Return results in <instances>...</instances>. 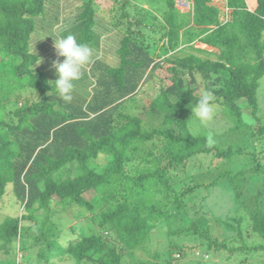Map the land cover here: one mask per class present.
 <instances>
[{
	"label": "trees",
	"instance_id": "obj_1",
	"mask_svg": "<svg viewBox=\"0 0 264 264\" xmlns=\"http://www.w3.org/2000/svg\"><path fill=\"white\" fill-rule=\"evenodd\" d=\"M120 1L112 0L111 20L101 16L91 0L75 15L78 42L92 50L102 45L118 62L95 60L91 70L99 65L103 86L99 99L89 101L88 90L96 91L99 83L94 86L83 72L75 87H85L66 103L52 91L51 81L57 77L54 69H47L57 57H43L30 49L36 18L41 22L44 13L49 16L47 2L0 0V198L7 195L22 207L20 216L0 224V242L7 253L0 264H20L19 255L27 260L36 256L39 264H51L55 258L75 264H218L208 261L209 255L220 257V264H264V200L258 198L262 190L255 197L260 214L248 219L257 242L244 238V216L233 218L237 225L224 223L240 239L225 235L220 240L191 206L203 185L195 178L189 183L182 178L192 158L216 149L218 157L240 159L234 169L241 166L237 172L219 173L208 187L219 183L240 189L260 176L264 180L262 156L258 150L251 154L253 147L264 146V117L257 116V92L264 77V0H256L254 10L247 0H226L231 13L223 18L215 0H193L187 14L178 10L176 0L163 4L157 0V23L149 28L164 32L166 54L183 44L198 43L218 52L201 49L207 56L187 53L167 58L172 84L143 104L147 122L121 107L141 91L160 62L147 50L146 41L137 39L148 36L141 27L146 14L133 18L127 9L129 0ZM105 41L113 42L109 50ZM201 75L204 89L214 93L216 106L232 123L229 130L246 137L251 151L210 145L211 126L188 130L191 108L202 92ZM21 89L35 98H24L18 107ZM243 102L252 108L257 129L245 121ZM9 105L15 109H7ZM147 145L160 147L143 150ZM100 156L105 163L98 162ZM72 163L77 167L71 176L67 166ZM90 192L94 195L88 199L85 195ZM56 204L61 207L55 208ZM73 207L89 213L88 229L65 243L63 229L52 216ZM75 229L70 227L73 234ZM156 230L167 239L160 250L152 248Z\"/></svg>",
	"mask_w": 264,
	"mask_h": 264
},
{
	"label": "rangeland",
	"instance_id": "obj_2",
	"mask_svg": "<svg viewBox=\"0 0 264 264\" xmlns=\"http://www.w3.org/2000/svg\"><path fill=\"white\" fill-rule=\"evenodd\" d=\"M90 1V0H45L47 2V15L42 16V21L37 20L38 23L36 26V30L34 34L32 35L31 39V51L37 53L38 55H41L43 57L47 56V54H51L52 57L56 56V50L54 47V40L53 35L55 34L57 38L60 36H66L67 34L71 33L76 36L79 34V30L76 24V17L75 15L78 14V12L81 9V6L83 3ZM93 1V4L95 5V8L97 12L106 18H109V20L112 19V11L110 10L112 6H114V3L112 0H91ZM121 0L120 2H122ZM155 1V2H154ZM129 0L128 5L129 12H131V17H135L137 14L138 16L141 15V13L146 14V20L142 23L143 28H145V31L148 33V36L146 38H143L142 36L138 35L137 39L139 40H145L148 47L147 50H149L150 54L155 57L156 61L160 62V66L158 69L155 70L153 73V77H149L148 80L145 82V84L142 86L141 91L131 100H129L126 104H124L121 107L122 111L131 113L133 115H140L142 118L148 121V112H145L142 110V106L147 105L152 101V99L156 96L158 91L161 87H168L172 84L171 80V71L169 68L171 67L170 62L166 61L167 58H175L183 56L187 53H196L199 55L207 56L205 53L200 52L199 50L205 49L210 52H218L216 49L212 50L209 49L201 44H193L190 46L189 44H183L178 49L173 50L169 55L166 54L165 47H166V39L162 38L163 31L162 29H157V33L154 32V30L150 29L149 27H154L155 22L157 23V19H155L157 13L155 12L156 6L159 1L157 0ZM225 2V0H223ZM256 2V0H255ZM254 0H248L249 8L255 9ZM165 3V0H162V4ZM177 8L180 10L182 14H187L192 8L194 1L193 0H176ZM216 6H223L225 3H222V0H215L213 2ZM118 5V4H117ZM159 17V15H158ZM225 20V19H224ZM41 24V27L39 28V25ZM148 25V27H146ZM44 30L46 32L44 33ZM114 35V31L111 33ZM110 34V35H111ZM47 36V37H45ZM161 39H158V38ZM56 38V39H57ZM48 42H47V41ZM106 45L105 48L109 50L110 45L113 43L112 41H105ZM49 45H51L50 50L45 52L44 50L49 49ZM101 45V44H100ZM163 45V46H162ZM114 44V48H115ZM96 50V51H94ZM94 50H92V53L94 56L92 57L91 62L89 65L85 66V70L83 72L87 73V78L92 79L94 86H96L97 82L99 83V88L97 87L96 91L93 88H90L88 90V99L89 101L95 97L94 100L99 99L100 93L99 90L103 89V86L101 85V72L99 65L93 67V64H95V60H98L100 63H110L116 64L118 62V59L114 57V55L111 52H107L103 49V46L101 47H95ZM50 55V56H51ZM169 55V56H168ZM50 57V58H52ZM49 58V56H48ZM215 59V56L211 57ZM1 59V57H0ZM63 58H60L62 61ZM42 68H45V65L42 63L40 64ZM47 69L52 70V67H48ZM46 69V70H47ZM49 72V71H48ZM147 76V75H146ZM81 78H84L82 75ZM203 81V77L198 76V88L199 90H204V86L206 81ZM209 82V80H208ZM84 88L85 86L79 85L78 87L74 88L73 93L78 95V92L81 93V88ZM105 87H109L108 84H105ZM199 91V92H201ZM198 92V93H199ZM21 98L18 103V107L21 105V103L24 102V98L31 97L32 99L35 98L32 96L28 90L21 89L20 90ZM112 98H114V92L111 95ZM93 100V101H94ZM257 101L259 105V111L257 116L258 117H264V77L260 81V88L257 92ZM24 104V103H23ZM23 106V105H22ZM7 109H15L13 105H9ZM243 109L245 112V117L248 118L251 122L250 126H254L255 129L258 127V121L257 118L252 115V108L248 105H246L243 102ZM191 118V117H190ZM187 119V128L189 131L193 132V128H196L200 125L198 121L194 119ZM211 126V129L208 130V136L210 145L217 146L219 150H226L228 145H234L233 148L243 147L247 151H251L249 147V141L246 137L241 138L239 136H234L232 132L229 130L230 127H232V123L223 116L222 108L220 106H217L216 115L212 121L208 123L206 127ZM203 127V126H200ZM210 128V127H209ZM249 130V128H248ZM246 128H243L242 131H248ZM236 135V134H235ZM256 146V144H255ZM160 145L151 146L149 147L144 146L142 148L143 150L149 151L153 149L154 151L158 150ZM257 150L259 151L258 154L262 156V159L264 161V155L262 154L264 150V146L260 145L259 147H253V150L251 151L252 155H257ZM217 150L214 149L209 154H200L196 155L194 158H192L188 162L187 166V173L182 176L183 180L186 183H189L191 178H195L200 184L203 185L201 189L196 194L195 199L193 200V206L195 210L198 212V218L199 220L207 225L210 226L213 230L214 236L217 238H220V240H223L224 236H233L236 238V240L240 239L238 236L237 231L228 230L224 228V223L231 222L234 225H237L236 222H234L235 217L244 216L243 222L241 224L243 229V235L244 238L249 241H255L257 242V237H253L252 231H251V221L248 219H252L253 215H258L260 212H258L255 209V197L257 195V190L261 191L262 193L258 196L259 199L264 200V180H261L262 176H260L259 179H255L252 181V183H249L245 185L243 188L237 187L232 189H227L225 187H220L219 183L215 187H208V184L212 183L213 181L217 179V175L221 172H225L230 170L231 172H237L239 167L237 169H234L237 164L240 162V159H223L221 157H218ZM233 158H240L239 156L233 157ZM226 160V161H225ZM239 161V162H238ZM98 162L105 163V160L103 156H100L98 159ZM245 166L248 165V162L244 164ZM77 167L75 163H72L71 165L67 166V171H71V176L74 175V168ZM264 169V166H263ZM59 174V173H58ZM221 183V182H220ZM207 185V187H205ZM180 188V187H178ZM241 193V195H238ZM94 195V192H90L88 195H85L86 198L91 199V196ZM192 201V200H191ZM61 207L60 205L56 204L55 208ZM264 209V207H263ZM22 210V207L19 208V206L15 205L10 199H8L7 195H4L2 198H0V224L5 222L7 218H15L17 216H20V212ZM79 210L82 211L83 214L79 213ZM57 213L53 214V218L55 221H57L61 228L63 229V241L66 243L69 239H75L76 236L81 235L82 233H87V220L86 217H89V213L87 211H83L80 207H73L70 210L67 211H56ZM252 216V217H251ZM97 220V219H96ZM97 224V223H95ZM76 227L75 233H72V230H70V227ZM166 229L164 228V231ZM167 242V239L165 237V234L160 231L156 230L154 232V237L152 241V248L153 250H160L164 246V243ZM30 243V242H28ZM186 243V242H185ZM190 243V242H189ZM238 243V242H237ZM188 244V243H187ZM34 254L36 255L37 250L33 249ZM138 252V251H137ZM228 254V253H227ZM139 255V252H138ZM7 253L4 249H2V242H0V258L2 259V262L4 263V259L6 258ZM19 255V263L20 264H39V262L36 261L37 257L35 256L32 260H27L23 257H20ZM225 258V255H223ZM25 257V255H24ZM29 258V256H28ZM35 259V260H34ZM208 261L214 262V263H222V259L217 256H210L207 259ZM51 264H75L73 260L62 258V259H53ZM223 264H243L238 263L235 261L230 262H223Z\"/></svg>",
	"mask_w": 264,
	"mask_h": 264
},
{
	"label": "clouds",
	"instance_id": "obj_3",
	"mask_svg": "<svg viewBox=\"0 0 264 264\" xmlns=\"http://www.w3.org/2000/svg\"><path fill=\"white\" fill-rule=\"evenodd\" d=\"M225 3L219 7L221 17H225L231 13ZM57 60L53 61L52 68L55 71L56 79L51 81L52 91L66 103L73 100V91L75 82L79 81L83 75V70L92 60V49L86 44L80 43L76 35L67 34L60 36L54 40ZM59 58H63L62 61ZM217 106L215 104L214 93L208 89H204L195 106L191 108V118L199 122L200 126L206 127L216 115ZM247 122H251L245 118Z\"/></svg>",
	"mask_w": 264,
	"mask_h": 264
},
{
	"label": "crops",
	"instance_id": "obj_4",
	"mask_svg": "<svg viewBox=\"0 0 264 264\" xmlns=\"http://www.w3.org/2000/svg\"><path fill=\"white\" fill-rule=\"evenodd\" d=\"M248 1V0H247ZM254 2H255V0H254ZM254 6H256V2H255V4H254ZM252 10H254V9H252Z\"/></svg>",
	"mask_w": 264,
	"mask_h": 264
}]
</instances>
